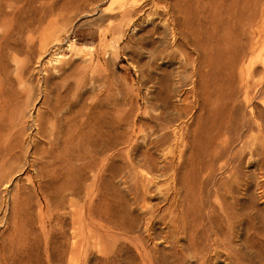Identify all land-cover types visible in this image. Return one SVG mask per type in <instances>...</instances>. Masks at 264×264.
<instances>
[{"label": "rangeland", "instance_id": "1", "mask_svg": "<svg viewBox=\"0 0 264 264\" xmlns=\"http://www.w3.org/2000/svg\"><path fill=\"white\" fill-rule=\"evenodd\" d=\"M174 4L193 5L192 23L202 20L210 34L205 33L209 40L203 32L197 36L203 44L214 42L204 54L210 68L202 70L203 84H197L194 64H186L189 55L175 50L166 22ZM0 42V264H264V224L258 222L264 220V169L251 153L264 143L259 129L260 116L264 118V94L259 95L264 88V0H238L235 5L234 0H0ZM209 52L220 53L211 60ZM234 52L239 61L229 89L233 100L228 112L221 113L226 98L216 92L218 87L210 88L208 77L213 73L227 82L224 72ZM247 76L248 94L243 85ZM181 105L191 110L178 117ZM52 109L63 120H58L60 126L66 121L73 129L88 125L91 138L83 140L82 152L99 154L104 163L87 172L88 177L99 172L96 182L85 174L88 180L78 188L83 161L65 162L64 181L53 180L49 173L55 166L47 173L42 167L46 158L34 154L37 144L48 146L34 120L52 116ZM229 115L235 126L226 136L235 140L246 130L231 150L234 154L245 148L243 188L250 185L252 198L244 200H252L255 208L239 214L242 225L235 230L226 225L228 195L219 184L234 177L225 173L224 162L229 160L230 168L240 163L220 158L225 148L219 140L215 146L210 142L214 124ZM243 117L252 125L236 127ZM161 123L172 137L164 148L171 147L169 155H176V168L163 176L135 157ZM47 128L54 132L50 124ZM123 128L131 132L130 141L111 151L117 169L109 181L103 176L109 153L100 144L123 136ZM94 140L99 142L97 154ZM145 178L153 180L150 193L135 200L134 183ZM179 179L188 183L183 182L185 193L177 189Z\"/></svg>", "mask_w": 264, "mask_h": 264}, {"label": "bare ground", "instance_id": "2", "mask_svg": "<svg viewBox=\"0 0 264 264\" xmlns=\"http://www.w3.org/2000/svg\"><path fill=\"white\" fill-rule=\"evenodd\" d=\"M171 1V0H170ZM174 1V0H173ZM235 1L237 2L238 0H234V5H235ZM189 5V4H188ZM192 6L193 5H190V6H186V7H181V6H178V5H171L170 6V9H167V10H169L168 12H167V15H169L168 17H167V15H165L166 17H167V19H166V22L168 21V27L170 28V34H172L173 35V44H174V46H176L177 48L175 49V50H178V48L184 53V54H186V55H189V56H187V58H186V60H187V63L186 64H194L193 65V73H194V75L196 76H198L199 78L197 79L198 80V82H197V84H203L202 83V80H203V78H204V75H203V72H202V70L204 71V69H205V66H206V61L207 60H209V59H207L206 60V55H207V51H208V48L207 47H209V44L210 43H212V42H207L206 43V41H205V43L203 44L202 43V39L200 40L199 39V37L197 36V33H200L199 35H201V32H203L204 33V36H205V33L206 32H208V30L206 29V27H205V25L201 22V21H198L199 19H196L197 21H198V23L196 24V23H192L193 21H192V19H195V18H192V16L190 17V13H191V15H192V12L193 11H191L190 12V10H192ZM190 7H191V9H190ZM133 13H135L134 11H131L130 12V14H133ZM136 13H138V12H136ZM163 14H164V12H163ZM194 14V13H193ZM194 16L196 17V15L194 14ZM164 18V17H163ZM202 18V17H201ZM219 23V22H218ZM217 23V24H218ZM220 25V24H219ZM216 26V25H215ZM13 27V26H12ZM12 27H10V29H12ZM211 28V27H210ZM213 28H215L214 26H213ZM213 28H211V29H213ZM217 29L216 30H219L218 29V27H216ZM210 29V30H211ZM215 30V31H216ZM212 31V30H211ZM214 32V31H213ZM203 35V34H202ZM207 35H210L209 34V32H208V34ZM214 35H216V34H214ZM203 36V37H204ZM200 37H202V36H200ZM211 37V36H210ZM218 38V37H217ZM204 39V38H203ZM205 39H208V36H205ZM155 40V39H154ZM209 40V39H208ZM211 40H213V39H211ZM210 40V41H211ZM215 41L217 40L216 38L214 39ZM222 40V39H221ZM228 40V39H227ZM227 40H224V42H226L227 43ZM220 40H217V42H219ZM7 42V41H6ZM215 43V44H217V49H218V46L222 43L221 41V43L220 44H218V43ZM228 42H229V40H228ZM0 43H2V42H0ZM209 43V44H208ZM213 44H214V42H213ZM228 44H230V42L228 43ZM222 45V44H221ZM220 45V46H221ZM1 46V45H0ZM211 46H213V45H211ZM219 46V47H220ZM225 46H227V45H225ZM215 47H216V45H215ZM213 48H214V46H213ZM2 49V48H1ZM210 49V48H209ZM211 49H212V47H211ZM214 49H216V48H214ZM221 49H222V47H221ZM226 49V48H225ZM211 51V50H210ZM215 51H218V50H215ZM222 50H220V52H221ZM223 51H225L224 49H223ZM222 51V52H223ZM235 51V50H234ZM212 52V51H211ZM211 52H209L208 54H210ZM219 52V53H220ZM232 52V51H231ZM197 55V56H194L195 54ZM206 53V55L204 56V54ZM215 54L217 53V52H214ZM219 53H217V54H219ZM226 53H228V52H226ZM236 52H234V55L232 54V56H231V58L229 59V64L227 65V69H226V71L224 72V75L227 77V82L225 81H223V80H221V79H219V77H218V73H216V75H217V77L218 78H216L214 75H212V74H210L209 75V77H208V79H209V81H210V88H213V87H218V90L216 91V92H219L221 95H224L225 97L224 98H226V100H225V104L223 105V107L221 108L222 110H221V113L223 112V111H225L226 113L228 112V108H229V105L231 104V102H232V100H233V97L232 96H230V93H229V89H230V86H231V84H232V82H231V77L233 76L232 74L234 73V65L236 66V63L239 61V59L237 58V57H239V56H236V54H235ZM58 54V53H57ZM215 54H212L211 53V55L209 56L210 58H211V56H213L214 57V55ZM192 55V56H191ZM223 55H225L224 54V52H223ZM227 55V54H226ZM171 56H173L172 54H171ZM59 57V56H58ZM220 57H222L221 55H220ZM220 57H216L214 60L216 61V62H218L217 60H219V58ZM224 57V56H223ZM222 57V58H223ZM1 59H3V58H1ZM59 59V58H58ZM224 60H225V58H223ZM223 59H222V63H223ZM241 59V58H240ZM57 60V59H56ZM211 60H213V58H211ZM238 60V61H237ZM220 61V60H219ZM227 61V60H226ZM225 61V63L227 64V62ZM212 62V61H211ZM219 63V62H218ZM221 63V64H222ZM224 63V64H225ZM209 64H211V63H209ZM1 65V64H0ZM208 65V64H207ZM212 65V64H211ZM218 65V64H217ZM217 65H214L215 66V68L217 67ZM223 65V64H222ZM213 66V67H214ZM219 66V70H220V66L221 65H218ZM226 66V65H225ZM207 67V66H206ZM208 67L210 68V66L208 65ZM207 67V68H208ZM222 67V66H221ZM218 69L216 70L217 72H218ZM224 69V70H225ZM211 70H212V67H211ZM214 70V69H213ZM212 70V71H213ZM224 70H222V71H224ZM206 71V70H205ZM211 72V71H210ZM205 73V72H204ZM214 73H215V71H214ZM220 73H221V71H220ZM223 74V73H222ZM205 77H207V74L205 73ZM208 82V81H207ZM2 83V82H1ZM0 83V85H2ZM197 84H196V86H197ZM206 84V83H205ZM204 84V85H205ZM198 85V86H199ZM203 85V86H204ZM243 85H244V87H245V92H246V94H248V92H249V90L251 89V84H250V77L249 76H247V78L246 79H244L243 80ZM198 88V87H197ZM200 88V87H199ZM214 89V88H213ZM1 90H2V88L0 89V92H1ZM194 90V89H193ZM3 91V90H2ZM210 91H211V93H212V89H210ZM195 92V91H194ZM205 92V91H204ZM213 92H214V90H213ZM215 92V93H216ZM208 94V93H207ZM262 94H264V88L262 89V90H260V92H259V95H262ZM3 95V94H2ZM1 95V96H2ZM258 95V94H257ZM5 96V95H4ZM3 96V97H4ZM229 97V98H228ZM206 98V97H205ZM4 101H5V98H4ZM4 105V104H3ZM60 106V105H59ZM59 106H58V108H59ZM234 107V106H233ZM55 108V107H54ZM178 108V107H177ZM191 108V107H190ZM190 108H187V106H180L179 108H178V117H183L186 113H187V110L188 109H190ZM3 109V108H2ZM60 109V108H59ZM65 109V108H64ZM53 110V109H52ZM191 110V109H190ZM189 110V111H190ZM61 111H62V108H61ZM56 112H58V111H56V109H54L51 113H52V116H50V114H49V116H44L43 114V116L45 117V118H43V119H37V120H34L35 121V125H36V128H37V134L40 136V135H42V137L44 138V137H46V138H44V139H48L47 141H48V146L46 147V148H43L42 146H40V147H42V149H40L39 147H38V144H37V147H36V145H35V147H36V150L34 151L35 153V155H36V157H41V158H46L45 160H46V164L47 165H44V166H42L43 168H45L46 170H47V173H49L50 172V170H49V168L52 166V167H54L55 166V168L49 173V178L51 177L53 180L55 179V180H57V179H63V181H64V163L66 162V165H68V166H70V164H74V163H76L77 161H83L82 162V164L80 163V166H81V168H80V172L78 173V176H77V180H78V188L80 187H82V185H84V183H86L85 181H87L88 180V178H90L91 177V179H96V178H99L98 177V175H99V172H98V175H96V174H94V173H91L92 175L91 176H89L88 177V175L89 174H87V172H93L94 171V167L97 165H100V164H104L103 163V161H102V159L101 158H99L98 156H99V154H98V156L97 155H95L94 154V152L93 153H91V151L90 152H82V151H84L83 149L86 147H84L83 148V144H82V142H83V140L84 139H86L88 136H90V138H91V134L89 135V133H88V125L86 126V127H82L81 125L79 126V124H78V126H79V128H76V129H73V126L74 125H71V122L69 123V122H65L62 126H60V124H59V122L60 121H58V120H62V119H57V117L55 116V113ZM224 113V112H223ZM42 115H40V116H42ZM166 115V114H165ZM187 115V114H186ZM65 116V115H64ZM63 116V117H64ZM83 117V116H82ZM228 117V118H227ZM42 118V117H41ZM61 118V117H60ZM65 118V117H64ZM63 118V119H64ZM81 118V117H80ZM167 119H168V117H166ZM244 118V117H243ZM36 119V118H35ZM91 119V118H90ZM244 119H246V118H244ZM260 119H261V121H263V123H261L260 125H259V129L261 130V131H264V118H262V115L260 116ZM64 120H67V119H64ZM84 120H86L85 122H90V121H88L87 119H84ZM83 120V121H84ZM92 120V119H91ZM95 120V119H94ZM232 120H234V116L233 115H229V116H226V117H223L222 118V122L219 124V125H217V124H214V132H213V134L212 135H214V137L213 138H211V140H210V142H211V144L212 145H217L216 143H219V144H222V146L225 148V150H226V155H225V151H220V153L221 154H219L218 152V156L220 157V158H222V157H227L228 159H230V158H232V160H235V159H237L238 161H239V165L238 166H235V167H232V168H230L229 166H231V162H229V160H226L225 162H224V164H223V167H226V171L227 172H225V173H228L229 174V172H230V174H234V177H233V179H229V180H231V181H227V178H226V180L224 179V181H226V182H224L223 181V179L221 180V182L223 181V183L222 184H219V188H220V186H221V188H222V190L225 188V192H227V195H228V197L226 198V209H224L225 211V214H226V216H225V219H227V223H226V225L228 224V228H233L234 230H235V228H237L238 226H240V225H242V219L240 220V213H241V215H242V213H244V211L246 210V209H255L254 208V206H253V204L252 203H250V202H252V200H250V199H248V201H247V198L244 200V198L245 197H247V196H249V198H252V197H250V195L251 194H249V191H250V185H248L246 188H243V185H244V181H245V179H244V175H245V172L243 171V166H242V155H243V153H244V151H245V148H242V149H237V151H235V153L233 154V152H232V150H231V148H232V146L236 143V140L237 141H243V138L245 137L244 135H245V133H246V130H245V133L244 134H241V135H239L238 136V138L237 139H235V140H233L232 139V137L230 138L228 135L226 136L225 135V133H227V134H229L230 133V131H231V129H232V127H234L235 125H233V123H232ZM80 121V120H79ZM79 121H78V123H79ZM82 121V122H83ZM62 122H63V120H62ZM73 122V121H72ZM85 122H84V124H85ZM170 122V121H169ZM76 123V122H75ZM95 123V121H93V123H92V126H93V124ZM106 123V122H105ZM166 123V122H165ZM240 123H242V124H240ZM49 124L51 125V126H53V128H52V130H54V132H51V133H49L48 132V126H49ZM62 124V123H61ZM84 124H82V125H84ZM98 124V123H97ZM114 124V123H113ZM238 125H236V127L238 126V128H241V129H244V128H248L250 125H252V122H251V120L250 119H246V120H244L243 122H239V123H237ZM95 125H96V123H95ZM99 125V124H98ZM109 125V124H108ZM159 125V124H158ZM239 125H240V127H239ZM90 126V125H89ZM92 126H91V129H92ZM114 126V125H113ZM164 126V125H163ZM162 126V123H161V125L160 126H158V127H156V128H153V132L151 133V135L149 136V141H147L146 142V144H145V150H142L143 152H141V153H139V154H135V153H137V152H134V156L136 157V158H138L139 160H141L142 162L144 161L145 163H148L149 165H151L152 166V168L157 172V175H159V176H163L165 173H167V172H169L170 171V167H172V166H174V168H176V166H175V164H176V159H175V157H176V155L175 154H171V155H169L170 153H172L173 151H172V148L171 147H168V148H164V146H165V143H167L168 141H169V139H171L172 137H170V135L168 134V132L166 131L167 130V126H164L163 127ZM95 127V126H94ZM97 127V126H96ZM102 127H103V125H102ZM75 128V127H74ZM99 128V127H98ZM98 128H97V130H98ZM101 128V127H100ZM108 128V127H107ZM126 128V127H125ZM94 129V128H93ZM101 129H103V128H101ZM101 129H99V132L98 131H96V132H98V133H100V134H102L101 132H100V130ZM124 129V128H123ZM240 129V130H241ZM110 133H111V130H113V129H111V127H110ZM230 130V131H229ZM12 131V130H11ZM90 131V130H89ZM94 131V132H95ZM102 132H104V130H101ZM122 131V130H121ZM125 131V129L123 130V132ZM128 131V132H127ZM126 132H124L123 134V136H121V135H119L120 137L119 138H115V136L112 138V137H107L108 139L107 140H105L104 139V141H105V143H102V144H100V146L101 145H104V147H105V150L109 153L108 155H107V157H105V160H106V162H107V164H105V167H104V169H105V172H104V174H103V176H105V177H109L110 179H109V181L111 180V177H114L113 175H114V172H116V169L113 167V163H112V152L111 151H113V150H115V146H117V145H119L120 144V142H126L127 143V141L130 139V134H131V132H129V130H127ZM91 132H92V130H91ZM106 132V131H105ZM103 133V134H106V133ZM107 132H108V130H107ZM120 132V131H119ZM119 132H117V135H118V133ZM229 132V133H228ZM11 133V132H10ZM88 133V134H87ZM93 133V132H92ZM113 133H114V135L116 134L114 131H113ZM113 133H111V134H113ZM130 133V134H129ZM99 134V135H100ZM121 134V133H120ZM14 135V134H13ZM12 135V136H13ZM96 134L94 133V135L92 134V136L94 137ZM99 135H97V136H99ZM174 135V137L176 136L177 137V135L176 134H173ZM17 136V135H16ZM112 136V135H111ZM146 136V135H145ZM148 136V135H147ZM222 136H226L224 139L223 138H221ZM41 137V136H40ZM100 137V136H99ZM103 136H101V138H102ZM104 137H105V135H104ZM183 137V140L185 139V141H186V139L188 140V138H187V135L185 136H182ZM230 139H229V138ZM18 138V137H17ZM17 138H15V139H17ZM96 138V137H95ZM115 138V139H114ZM132 138V137H131ZM178 138V137H177ZM190 138V137H189ZM218 138H220V139H218ZM9 139V138H8ZM12 139V138H11ZM103 139V138H102ZM175 139V138H174ZM191 139V138H190ZM221 139H223V140H221ZM88 140V139H87ZM92 140H93V138H92ZM96 140V139H95ZM93 141V145L95 146V150H96V148L99 146V142H97L98 141V139H97V141ZM172 140V139H171ZM170 140V141H171ZM217 140H219V142H217ZM85 141V140H84ZM89 141H90V139H89ZM99 141H101V140H99ZM130 141V140H129ZM175 141H177L176 139H175ZM174 141V142H175ZM184 141V142H185ZM172 142V141H171ZM188 142V141H187ZM263 142H264V138H263ZM85 143V142H84ZM90 143H91V141H90ZM89 143V144H90ZM169 143V142H168ZM35 144V143H34ZM92 144V143H91ZM125 144V143H124ZM177 144V143H176ZM210 144V145H211ZM83 145V146H82ZM85 145H87V144H85ZM147 145V146H146ZM167 145V144H166ZM169 145V144H168ZM173 145V144H172ZM175 145V144H174ZM178 145V144H177ZM186 145V144H185ZM120 146V145H119ZM121 146H122V144H121ZM82 147V148H81ZM93 146H91V147H89V148H92ZM103 147V148H104ZM118 147V146H117ZM177 146H175V148H176ZM89 148H88V150H89ZM100 148V147H99ZM137 148V147H136ZM139 148V147H138ZM137 148V149H138ZM141 148V147H140ZM174 148V149H175ZM211 148H213L212 146H211ZM215 148V147H214ZM35 149V148H34ZM86 149V148H85ZM215 149H217V148H215ZM94 150V151H95ZM134 150V149H133ZM141 150V149H140ZM139 150V151H140ZM213 150V149H212ZM71 151H74V152H77L75 155H72V156H70V152ZM177 151V150H176ZM179 151V150H178ZM213 151H215V150H213ZM96 152H98V150H96L95 151V153ZM174 152H175V150H174ZM212 152V151H211ZM101 153V152H100ZM251 153L253 154V156H256L257 157V161H259L260 162V167H261V169H264V143H262V146L260 147V149H258V148H255V149H251ZM97 154V153H96ZM211 154V153H210ZM214 154V153H213ZM158 155H162V160L160 161V158H158L157 156ZM102 156V155H101ZM106 156V155H105ZM229 156V157H228ZM36 157H34V158H36ZM130 157H131V155H130ZM129 157V158H130ZM136 158H134V159H136ZM37 159V158H36ZM36 159H35V161H36ZM39 159V158H38ZM39 161V160H38ZM37 161V162H38ZM137 161V160H136ZM214 161V160H213ZM216 161V160H215ZM133 162V161H132ZM35 163V162H34ZM42 164H43V161L41 162ZM79 163V162H78ZM36 164H38V163H36ZM39 164H40V162H39ZM131 164V163H130ZM133 164V163H132ZM210 164H211V162H210ZM209 164V165H210ZM160 165H162V166H160ZM115 166H117L116 164H115ZM38 168V167H37ZM212 168H214L215 169V166L213 167L212 166ZM217 168V167H216ZM41 169V168H40ZM100 169V168H99ZM213 169V170H214ZM222 169V168H221ZM97 170V169H96ZM175 170V169H174ZM213 170H210V172L211 171H213ZM217 170V169H216ZM69 171H71V170H69ZM119 171V170H118ZM123 171V170H122ZM209 171V170H208ZM223 171V170H222ZM119 172H121V171H119ZM123 172H125V171H123ZM123 172H122V174H123ZM40 173V172H39ZM42 173V172H41ZM97 173V172H96ZM87 176H86V175ZM208 174L209 175H214V171H213V173L211 174V173H209L208 172ZM215 174H216V172H215ZM42 175V174H41ZM48 175V174H47ZM84 175H85V177H88V178H86V179H83V177H84ZM121 175V174H120ZM183 175V174H182ZM208 175V176H209ZM83 176V177H82ZM100 176V175H99ZM102 176V177H103ZM216 176V175H215ZM215 176H213V177H215ZM246 176V175H245ZM117 177V176H116ZM185 177V176H184ZM213 177H208L209 179L208 180H210V178H213ZM90 179V180H91ZM103 179V178H102ZM114 179V178H113ZM180 179H183V178H180ZM179 179V180H180ZM216 179V178H215ZM214 179V180H215ZM94 180H92L93 182H94ZM99 180V179H98ZM185 180V179H184ZM59 181V180H58ZM61 181V180H60ZM102 181V180H101ZM187 181V180H186ZM211 181V180H210ZM215 181H217V180H215ZM95 182H96V180H95ZM138 182V179H136V183ZM140 182V181H139ZM138 182V183H139ZM153 182V180L152 179H148V178H145L144 180H142L139 184H136V183H134V187H133V184H132V190H134L135 191V193H136V195H135V200H136V196L138 197V198H140L139 200H142L143 198L145 199L146 198V196L150 193V190H151V183ZM184 181H182V180H180L179 182H178V185L179 186H177V189H178V191H180L181 189L183 190V188H186V187H184L183 186V184L185 183H187V182H184ZM209 182V181H208ZM207 182V183H208ZM212 182V181H211ZM218 182V181H217ZM220 182V180H219V182L218 183H221ZM109 183V182H108ZM105 184H107V183H105ZM110 185H112V183H109ZM188 184V183H187ZM210 184V183H209ZM208 184V185H209ZM214 184V181H213V183H211V185H213ZM217 184V183H216ZM245 184H247L246 182H245ZM86 185V184H85ZM107 186V185H106ZM210 186V185H209ZM63 187H64V185H63ZM62 187V188H63ZM213 187H215V186H213ZM216 187H218V186H216ZM60 188H61V186H60ZM85 188V187H84ZM110 188V187H109ZM59 189V188H58ZM64 189V188H63ZM217 189V188H216ZM82 190V189H81ZM187 190V189H186ZM189 190V189H188ZM221 190V191H222ZM217 191V190H216ZM218 191L220 192V189H218ZM183 192H184V190H183ZM213 192V191H212ZM222 192H224V191H222ZM134 193V192H133ZM177 193H179V192H177ZM185 193V192H184ZM187 193V192H186ZM210 193V192H209ZM61 194H64L63 193V191L61 192ZM179 194H182V193H179ZM189 194V193H188ZM220 195H221V193H220ZM224 195H222V197H223ZM59 197V196H58ZM137 198V199H138ZM223 198H225V196L223 197ZM62 200H63V198H61ZM188 200H189V198H188ZM143 201V200H142ZM141 202V201H140ZM190 202V201H189ZM224 202V201H223ZM245 202H247V203H245ZM250 204H249V203ZM139 203V202H138ZM223 205H225V204H223ZM215 209L216 208H214V211H215ZM211 212V211H210ZM209 212V213H210ZM217 212V211H216ZM212 213H215V212H213L212 211ZM218 213V212H217ZM262 213H264V212H262ZM262 213L260 212V213H257L258 214V216H262ZM211 215V214H210ZM216 216V215H215ZM218 216V215H217ZM219 217V216H218ZM217 218V217H216ZM178 219V218H177ZM257 218H253L252 220H256ZM214 223H219L218 222V220H216V219H213L212 220ZM211 222V221H210ZM223 222H226V221H223ZM250 222V221H249ZM258 222L260 223V224H264V220H258ZM87 223V222H86ZM221 223H222V221H221ZM196 223H194V225H195ZM220 224V223H219ZM218 224V225H219ZM250 224V223H249ZM189 225H190V223H189ZM193 225V224H192ZM191 225V226H192ZM222 225L223 224H220L219 226L220 227H222ZM252 225H255V222H253V224ZM251 226V225H250ZM197 227V226H196ZM187 228V227H186ZM193 228H195V227H193ZM192 228V229H193ZM217 228V227H216ZM197 229V228H196ZM191 230V229H190ZM190 230H188V231H190ZM193 230H195V229H193ZM192 231V230H191ZM187 232V231H186ZM184 233H185V231H184ZM192 233V232H191ZM211 235V234H210ZM192 237V236H191ZM210 238V237H209ZM192 240H194V236H193V238H192ZM213 241V240H212Z\"/></svg>", "mask_w": 264, "mask_h": 264}]
</instances>
